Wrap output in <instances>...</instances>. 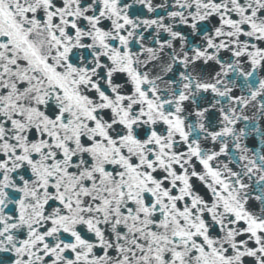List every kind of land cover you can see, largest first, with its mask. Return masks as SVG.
Returning <instances> with one entry per match:
<instances>
[{"label": "water", "instance_id": "water-1", "mask_svg": "<svg viewBox=\"0 0 264 264\" xmlns=\"http://www.w3.org/2000/svg\"><path fill=\"white\" fill-rule=\"evenodd\" d=\"M18 10L17 13L21 14V17L25 18H19L17 17V20H14L9 24L10 28H14L15 31L13 33H10L8 35H5V39H8L10 42L14 44H10L11 49L13 52L11 53L10 60L7 61H1L0 60V79L4 77H11V74H19V71L21 69H24L27 72L35 71L38 75V80L43 82V87L45 88V84L48 83L47 79L50 78L49 71L46 75V80L41 77L43 75V65L41 62L34 63L33 57L34 56H42L41 58L43 60H46L47 57L44 56L40 51H42V47L44 43L43 35L39 33V38H42L40 40L37 39V48L34 51H25V52H19L17 45L15 44V36L17 38L19 37L18 33L24 34L25 37L30 38V34L26 32L27 24L24 22V20L32 21L35 18H37L39 11L31 10V7L35 6L38 2V0H18ZM103 3L100 4L97 8L93 9V13L96 14V18H98V15H103L106 12V16L108 18H115L118 11L117 9H114L112 11L108 10L107 4H110V1H104L101 0ZM119 2L120 0H116ZM121 2H127L126 0H121ZM236 2V4H235ZM107 3V4H106ZM245 3V0H206L204 3H202V0H192V3L187 4V8L184 12V15L192 14L193 16L199 15L201 17L197 21H201L202 17L208 12L211 11L210 19L212 20L213 16L219 9L222 14L225 15V13L228 12H236L237 9L243 6ZM35 4V5H34ZM86 5V4H85ZM17 6V5H16ZM89 6V5H88ZM115 7L122 8L123 11L128 10L125 6V4H118ZM88 8V7H87ZM7 9V8H6ZM42 8H40L41 10ZM231 10V11H230ZM5 11V9H2V12ZM24 12V14H23ZM205 12V13H204ZM156 14V13H155ZM231 16H234L235 13L230 14ZM3 17V16H0ZM205 19V18H204ZM229 19V17H226V20ZM2 23V22H1ZM6 25V21H4ZM2 23L3 25H5ZM5 25V26H6ZM241 21L237 20L232 23V27L234 26H240ZM260 30L262 31L264 28L262 26H258ZM91 35V33H89ZM39 40V41H38ZM41 41V42H40ZM32 42V41H31ZM264 45V41L261 42ZM148 44V43H147ZM255 46H257L258 49H264V46H260L256 43H254ZM1 52V51H0ZM152 56V52H147V59H149ZM154 57V56H153ZM153 57L150 58V60H153ZM131 60V59H130ZM109 61V59H108ZM24 65V66H23ZM40 66V67H39ZM157 63H154L153 65L150 64L149 67V73L148 78L153 75V73L156 71L157 68H160V65L157 67ZM38 67L40 69H38ZM142 68V67H141ZM36 75V76H37ZM147 75V74H146ZM35 76V77H36ZM259 76L264 79V68L259 73ZM153 77V76H152ZM33 79V78H32ZM32 79L29 80V84H24V86H27L29 89L27 91L33 94H38L39 90L36 88V85H38V81L34 79V83H31ZM172 80V78H171ZM20 81L5 83L0 81V170L4 169L2 172V175L5 174L6 179H15L13 180L15 182L14 189H17L18 194L25 193L29 198H31L34 201V205H37V207L41 208V205H43L47 199L49 193V188L52 186L51 183L57 182L59 180L65 179V173L67 174L69 172L68 168H64L62 164L60 163L61 160V154L55 150V151H48L46 148L48 144H54L55 140H53L52 136H49V134H52L54 138H61L63 134L58 132H53V130H56L60 128L59 121L63 114L69 116V109L67 108L66 103H70V101L65 96L61 99L59 97L60 95H64L66 92L61 91V87L58 86L56 89L57 93H52V89H43L42 93H39L40 95L45 94L44 98H41L37 103L33 101V99H29L26 101L23 99V94L21 92V85L19 84ZM23 83V82H22ZM136 84L138 82L134 83H128L124 84L122 83L121 86L117 87V90H120L119 93H128L130 89L133 90V87H135V91L137 93L140 92V90L137 89ZM194 89H199L200 84L196 83L193 85ZM33 89V90H32ZM108 89L107 86L104 88V90ZM105 93V92H103ZM203 94H200L201 100L197 99L198 103L196 105V108H200V105L202 104V107L207 104L205 99L202 96ZM33 96V95H32ZM204 99V100H203ZM257 99L264 101V85L262 86L261 93ZM205 101V102H204ZM243 101V100H241ZM248 110L252 109V106L247 107ZM242 110V109H240ZM252 123L248 124L252 126V129L257 130L256 134L259 135L257 137V140L264 142V116H259L254 111L250 112ZM65 117V118H66ZM249 118V117H248ZM53 120V124H50L49 120ZM162 119L161 122L158 124L164 125L167 124L168 118L164 112H162V115H160V118ZM158 119V120H159ZM229 120L223 119L224 124H218L217 127L213 122H210L209 126H213L214 130H225L226 129V135L225 137L229 140L228 145L222 147L226 149V151H230L229 157L226 159L223 154L220 155L217 153H214V157L220 156L223 158H220L216 161V165L212 168H207L202 166V161L199 160L204 155L198 152L201 151L200 149H196L192 146H186L184 150H181V146L179 145L178 148L182 152L185 150L187 152H191V154H194L193 161H190L189 163L192 165V167L197 170L198 175L200 178H202V181L206 183V187H214L215 188V195L216 199H220L223 201V199H226L228 201H232V203H235L236 206H238L240 202L245 203L247 199H249V195L256 191V186L259 185L261 188H264V174L258 171V169H262V163L260 155H256L253 153V155H248L246 157H249L246 161L245 159H240L239 157L243 156V152L239 155V150L234 149L231 147V141H241L242 145H249V135L244 137H240L236 129L232 126H228L227 123ZM46 122V123H45ZM44 124V125H43ZM69 124V123H68ZM207 125V124H206ZM70 128V126H68ZM257 128V129H256ZM260 130L261 132H258ZM57 131V130H56ZM248 132V131H247ZM250 132V131H249ZM248 132V133H249ZM21 133V134H20ZM17 135V136H16ZM57 135V137H55ZM17 137V139H16ZM244 148V147H243ZM264 149V147H262ZM229 149V150H228ZM44 152H47L49 155H45ZM233 156V157H232ZM195 157H198L197 161L195 160ZM214 159H209L210 163L213 162ZM246 170H249L251 173L249 174L248 171L246 173ZM72 176H74L75 171H71ZM123 174V172H121ZM126 173V172H125ZM121 175V174H120ZM140 180L147 179L142 174H139ZM44 180V181H43ZM134 181L131 182L132 184L130 186H135V183L141 182V181ZM43 181V182H42ZM70 182V181H68ZM194 184L197 186L198 184L194 182ZM55 185V184H54ZM102 185V184H101ZM59 186V185H56ZM98 186H100V183L98 182ZM254 188V189H253ZM61 193V190H60ZM102 193V202L98 201L92 203L98 205V208H100L104 213V219L107 221L111 215L110 213L106 212L105 205L107 202L108 193H111V190L106 189L104 187ZM256 200L252 199L249 202V208L255 211L256 209H262L264 210V204H262L263 196L257 194L254 195ZM263 197V198H262ZM185 204L182 202L180 206ZM194 210H197L198 207L193 205ZM247 208V207H243ZM255 208V210H254ZM241 209V208H240ZM181 207L176 208V212L179 213L176 215V223L174 224L178 231H173L172 236V242L168 239L166 236L167 233L163 234L162 237V244L167 245V243H170L172 248L175 250V254L177 258L180 261H183L185 264L188 262H193V258L190 256H186L185 249L183 244L185 243V236L181 235L178 221H183L182 211ZM170 208L162 209L159 213H163L164 215H170L171 214ZM143 211L140 209L139 212L135 215H130V217L123 221H117V227L114 225H109V223H106L107 226H104L106 229V234L104 235V238L101 237L105 242H108L105 244L107 246L108 244L115 246L123 245L124 248L121 250V255H119L118 260H123V254L125 253V250H129V252L135 253V250H132L129 247V243L134 242L135 238L137 241L142 239L143 234L147 232L145 229L142 232L143 227H148V230H152L150 232H147V234L151 235L155 231H159L160 229H155L152 226H156L159 228L156 223L162 222L160 219L154 220L152 217H148L147 215L140 214ZM119 214V212H116V215ZM139 215V216H138ZM257 217L254 214L251 216L252 220H255L254 218ZM114 217H111L109 220H112ZM144 219L147 220V223L150 225H147V223L144 221ZM258 219V220H257ZM257 225H262V222H259L260 219L257 217ZM167 223H164L166 225H170L168 220ZM137 222V223H136ZM175 222L171 220V225L169 227H173L172 223ZM179 222V223H180ZM121 224V226L118 227V225ZM181 224V223H180ZM111 226L112 228L108 227ZM102 230V229H101ZM139 231V233H138ZM104 232V230H102ZM101 231H98V235L101 236L103 233ZM102 233V234H101ZM138 233V235H137ZM162 230L158 234H162ZM188 235L193 236L190 239V243L193 248H196L197 245L194 243V239L200 240L197 238L199 234L192 229L191 232L188 231ZM168 235V234H167ZM169 236V235H168ZM140 238V239H139ZM122 241V243H121ZM180 241V242H179ZM197 241V242H198ZM141 242V241H140ZM127 246V248H126ZM126 248V249H125ZM200 251L197 252L198 258L195 260L196 264L200 260L203 264H206L207 262L204 261V257H202L206 250L199 249ZM107 252H112L111 248H107L104 250ZM104 253V252H101ZM113 253V252H112ZM136 254V253H135ZM155 254V253H152ZM201 254H203L201 256ZM138 255V254H137ZM191 260V261H189ZM172 262V261H171Z\"/></svg>", "mask_w": 264, "mask_h": 264}]
</instances>
